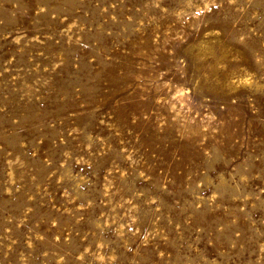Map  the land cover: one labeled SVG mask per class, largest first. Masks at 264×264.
Returning a JSON list of instances; mask_svg holds the SVG:
<instances>
[{
  "label": "rangeland",
  "instance_id": "374dc122",
  "mask_svg": "<svg viewBox=\"0 0 264 264\" xmlns=\"http://www.w3.org/2000/svg\"><path fill=\"white\" fill-rule=\"evenodd\" d=\"M0 264H264V0H0Z\"/></svg>",
  "mask_w": 264,
  "mask_h": 264
}]
</instances>
